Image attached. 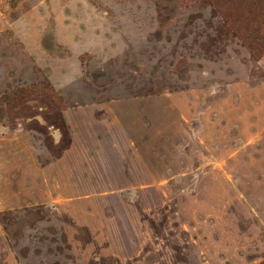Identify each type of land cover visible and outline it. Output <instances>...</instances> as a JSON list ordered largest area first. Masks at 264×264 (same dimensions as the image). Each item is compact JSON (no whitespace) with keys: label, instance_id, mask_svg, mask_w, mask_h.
<instances>
[{"label":"rangeland","instance_id":"rangeland-1","mask_svg":"<svg viewBox=\"0 0 264 264\" xmlns=\"http://www.w3.org/2000/svg\"><path fill=\"white\" fill-rule=\"evenodd\" d=\"M0 264H264V0H0Z\"/></svg>","mask_w":264,"mask_h":264}]
</instances>
